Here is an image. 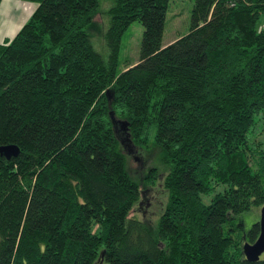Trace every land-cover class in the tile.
<instances>
[{
  "label": "trees",
  "instance_id": "obj_1",
  "mask_svg": "<svg viewBox=\"0 0 264 264\" xmlns=\"http://www.w3.org/2000/svg\"><path fill=\"white\" fill-rule=\"evenodd\" d=\"M30 2L0 45V147L19 150L0 156V264H264L242 255L259 221H241L264 205V0H194L166 48L170 0H114L106 59L97 0ZM134 22L139 60L120 72ZM151 149L166 166L154 229L127 165Z\"/></svg>",
  "mask_w": 264,
  "mask_h": 264
},
{
  "label": "rangeland",
  "instance_id": "obj_2",
  "mask_svg": "<svg viewBox=\"0 0 264 264\" xmlns=\"http://www.w3.org/2000/svg\"><path fill=\"white\" fill-rule=\"evenodd\" d=\"M97 2L99 3V7L96 11L97 16H95L93 20L95 23L93 24L94 32L92 33L94 38L91 40V46L97 53L106 59L107 52L104 47L102 34H104L109 27V17L106 13L112 8L114 0H97ZM193 4L194 0H170L164 21V34L161 42L164 48L189 33ZM142 32L143 28L137 22H134V24L124 32L121 41V50L119 52L120 65L118 68L120 72L125 69V65L133 66L138 62L140 42L143 35ZM137 154L139 156L136 155V152L134 156H129L127 161L128 170L131 176L137 179L140 183L142 182V205L140 209L136 207V212H134V214L139 219L145 220V222L154 229L167 201L166 193L165 191L163 192L162 186L160 185L163 178V172L166 171V166L161 163L160 153L155 149H151L147 154L143 153V151L137 152ZM148 171H154L153 173L158 177V181H154L155 184L152 186L150 185L149 187L143 185L142 181L148 177ZM211 198L212 195L207 197V199L203 201L204 204L207 205ZM259 211L260 209H251L250 212L241 216L243 225L242 231L244 233L248 231L252 224L259 221Z\"/></svg>",
  "mask_w": 264,
  "mask_h": 264
},
{
  "label": "crops",
  "instance_id": "obj_3",
  "mask_svg": "<svg viewBox=\"0 0 264 264\" xmlns=\"http://www.w3.org/2000/svg\"><path fill=\"white\" fill-rule=\"evenodd\" d=\"M36 8L30 0H0V45L15 36Z\"/></svg>",
  "mask_w": 264,
  "mask_h": 264
},
{
  "label": "water",
  "instance_id": "obj_4",
  "mask_svg": "<svg viewBox=\"0 0 264 264\" xmlns=\"http://www.w3.org/2000/svg\"><path fill=\"white\" fill-rule=\"evenodd\" d=\"M119 129L122 133L125 134V141H129V133L127 132V125L124 123L119 124ZM19 155V150L15 146L9 145V147H0V156L10 161V158H17ZM259 237L250 245L248 243L243 244L242 255L249 263L258 262L261 259V256L264 255V205L259 211ZM102 256V255H101Z\"/></svg>",
  "mask_w": 264,
  "mask_h": 264
}]
</instances>
